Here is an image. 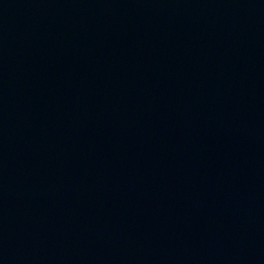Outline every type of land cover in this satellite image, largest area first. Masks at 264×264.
Instances as JSON below:
<instances>
[{"label": "water", "instance_id": "95a60500", "mask_svg": "<svg viewBox=\"0 0 264 264\" xmlns=\"http://www.w3.org/2000/svg\"><path fill=\"white\" fill-rule=\"evenodd\" d=\"M0 264H264V0H0Z\"/></svg>", "mask_w": 264, "mask_h": 264}]
</instances>
